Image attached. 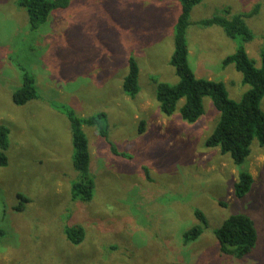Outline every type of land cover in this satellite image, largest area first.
I'll use <instances>...</instances> for the list:
<instances>
[{"label":"rangeland","instance_id":"374dc122","mask_svg":"<svg viewBox=\"0 0 264 264\" xmlns=\"http://www.w3.org/2000/svg\"><path fill=\"white\" fill-rule=\"evenodd\" d=\"M254 9L244 18L253 36L245 47L260 66L264 0H202L185 32L195 76L223 82L233 101L249 86L222 60L241 37L199 21ZM179 13L177 0H72L31 30L18 0H0V127L9 129L8 163L0 167V264H264V145L253 141L236 165L205 145L219 115L210 98L195 122L182 120L178 110L164 116L155 98L153 79L178 80L169 60ZM130 56L139 67L135 98L122 89ZM20 67L34 75L38 91L23 105L12 100ZM63 107L80 117L106 113L108 139L125 154L112 152L95 127H82L94 181L88 201L71 198L79 173ZM240 170L251 173L253 185L236 198ZM195 210L207 225L184 243L183 231L201 225ZM236 213L252 218L258 236L239 258L223 254L214 234ZM67 226L84 229L79 243L67 239Z\"/></svg>","mask_w":264,"mask_h":264},{"label":"trees","instance_id":"16d2710c","mask_svg":"<svg viewBox=\"0 0 264 264\" xmlns=\"http://www.w3.org/2000/svg\"><path fill=\"white\" fill-rule=\"evenodd\" d=\"M202 0H177L180 3V13L174 23V49L169 64L173 67L178 80L173 83L157 81L155 98L159 109L164 116H171L178 110L182 120L195 122L204 113V98L211 99L213 107L218 112V120L211 134L205 141L208 147L218 148L220 154H229L233 163L241 165L251 152V144L257 141L264 145V111L260 108V100L264 97V37L260 51V66H256L246 52V43L252 40L245 17L257 12L241 13L230 19L225 16H213L199 21L201 25H218L229 38L241 37L236 51L222 60V65L233 64L241 73L242 82L249 88L243 93L239 101L228 98L225 85L221 81L197 77L188 64V45L185 32L190 24L189 16L192 8ZM72 0H18V5L24 7L28 14L31 30L38 29L46 21L50 13L57 9L69 7ZM259 6V5H258ZM257 6V7H258ZM21 71V85L12 94V100L17 105L26 104L38 98V91L34 75L24 67ZM139 67L133 56L128 58V71L122 80L124 93L135 98L139 92ZM182 104L177 109V104ZM71 128L72 165L79 173V180L73 183L71 198L73 201H88L92 198L94 181L90 177V148L83 126L95 127L97 133L106 138L112 152L119 153L108 139L107 114L102 112L96 115L80 117L72 109L63 107ZM144 121L139 126L143 129ZM9 129L0 127V167L8 163L5 154L9 146ZM146 170V169H145ZM253 185V177L248 170H240L233 183V193L236 198H243ZM19 210V209H18ZM196 218L201 225H193L183 231L184 243L194 241L202 234L206 227V218L200 210H195ZM203 225V226H202ZM66 237L73 243H79L83 238L84 229L81 226L66 227ZM218 241V249L225 255L244 257L252 251L257 242V231L252 218L245 213H236L228 216L221 225L214 230Z\"/></svg>","mask_w":264,"mask_h":264}]
</instances>
